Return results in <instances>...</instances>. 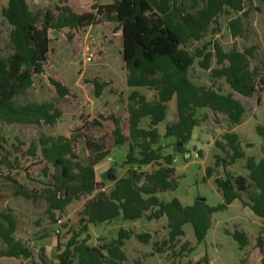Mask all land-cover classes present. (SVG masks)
Wrapping results in <instances>:
<instances>
[{"label":"trees","instance_id":"trees-1","mask_svg":"<svg viewBox=\"0 0 264 264\" xmlns=\"http://www.w3.org/2000/svg\"><path fill=\"white\" fill-rule=\"evenodd\" d=\"M7 1L2 15L11 31L9 54L0 55V119L36 126L55 122L58 113L51 105L32 103L18 107L16 98L24 96L44 75L52 51V32L80 33L95 25L100 18L116 24L120 30L122 59L128 73L127 87H144L156 92L152 101L133 92L127 99L124 114L98 116L83 124L82 129L90 127L103 131V138L99 141H91L83 135L86 149L93 155L87 165L76 161L71 143L63 137L40 139L22 157L7 154L0 140V167L23 172L27 181L39 184L41 188H29L14 178L6 179L18 188V196L33 201L44 199L48 205L47 213L53 220L72 202L88 198L78 219V227L72 230L71 239L57 256L58 264H123L126 256L122 247L129 237L125 230L119 231L116 241L102 248L88 246L91 225L110 223L119 218L155 221L166 217L168 239L163 247L170 250L185 236L184 227L188 224L193 227L196 241L199 244L204 242L212 227L213 215L227 210L235 202L249 208L264 221V155L259 161L247 157L235 133H226L223 142H216V147L225 154V158L215 156V167H222L225 176L215 181L223 197L222 204L210 207L197 200L192 206H184L178 199L165 203L158 197L175 191L178 186L175 157L163 155L159 147L163 136L158 127L165 122L168 104L173 99H176L178 121L166 126L165 137L183 144L188 143L198 126L196 113L199 109L222 115L232 125H240L243 121L246 108L233 94L223 95L212 87L196 86L190 81L189 70L196 57H203L200 65L209 70L213 55L202 51L195 56L186 47L189 42L202 40L213 24L218 25L220 17L231 12L248 17L243 0H201L203 7L188 14L184 22H177L167 15L170 0H159L158 12L152 9L148 0H117L110 5H104L102 0H57V15L33 12L26 0ZM229 28L234 37L240 36L242 19L232 20ZM213 47L217 61V68L212 70L213 79H224L233 92L245 98L264 91V78L257 82L258 70L251 68L254 48L242 53L235 50L225 53L218 43ZM50 84L61 97H69L62 83L50 78ZM95 87L97 96H100L104 86L95 82ZM146 119L149 124L143 128ZM256 132L264 143V124L257 126ZM124 146H129L124 161L129 169L107 193L95 180V168L105 159L114 158L115 149ZM240 160L246 161L247 177H233L228 171V167ZM148 166L154 169L150 172L142 170ZM211 173L208 168L206 177ZM39 174L44 180L37 178ZM16 231L17 223L12 214L0 212V239L6 246L0 250V258L30 257L24 245L16 240ZM233 238L241 249L248 244L244 234L234 233ZM136 239L149 244L151 235L138 234ZM258 247L264 253L260 238Z\"/></svg>","mask_w":264,"mask_h":264},{"label":"rangeland","instance_id":"rangeland-1","mask_svg":"<svg viewBox=\"0 0 264 264\" xmlns=\"http://www.w3.org/2000/svg\"><path fill=\"white\" fill-rule=\"evenodd\" d=\"M33 12L42 14L49 12L57 15L55 2L57 0H26ZM117 0H102L104 5L113 4ZM155 12L159 0H148ZM248 9V17L231 12L218 19V25L213 24L200 41L187 44L188 51L195 56L198 52L212 54L211 67L205 70L200 64L203 57H196L194 66L189 70V79L196 86L212 87L223 94H233L246 108V114L240 125L228 123L222 115H214L206 109L196 113L198 126L193 131L191 139L183 144L174 138H166V126L178 121L176 99L168 104L167 118L159 127L163 136L159 147L162 154H172L175 157V177L178 182L175 191L159 194L162 202L168 203L178 199L184 206H192L197 200L205 199L210 207L223 203V197L215 183L216 179L224 178L222 167H215V156L225 158V154L216 147V142H223L226 133L239 136L242 149L247 157L259 161L264 155V143L256 132L259 125L264 124V91L256 93L252 98H245L230 88L224 79H213L212 70L217 68L214 43H218L225 53L232 50L244 52L254 48L251 58V68L258 70V79L264 78V0H243ZM8 4L0 0V55L9 54V35L11 27L2 15ZM203 7L201 0H170L168 16L177 22H184L185 17ZM160 14V13H159ZM161 15V14H160ZM241 18L243 32L234 37L229 23ZM51 53L44 68L45 73L36 80L35 86L24 96L16 98L18 107L29 104L51 105L57 111V118L52 125L36 126L30 123H9L0 119V140L7 154L14 157L22 155L33 144L47 137L66 138L72 145L76 161L84 165L93 157L86 149L84 136L91 141L103 138L100 128L82 129L84 123L98 116L109 117L125 113L127 99L133 92H139L147 100L152 101L156 92L148 88H129L126 85L127 71L122 59V39L116 24L105 19L80 33L52 32ZM50 78L62 83L69 92V97H61L50 84ZM95 82L103 85L100 96H97ZM260 85L258 84V88ZM53 114V112H50ZM149 120L142 123L147 128ZM158 146H156L157 148ZM178 148L182 150L179 151ZM116 156L107 158L95 168V180L102 184L109 193L115 181L126 176L129 166L124 165L129 146L115 149ZM212 173L206 177V170ZM153 166L142 170L150 172ZM113 172L116 180L109 178ZM233 176H248L246 161L240 160L236 165L228 167ZM6 177L22 182L26 187H40L25 179L23 172H12L5 166L0 167V212L10 213L17 223L16 240L29 252L30 257L0 258V264H58L57 256L64 250V245L71 239V232L78 227L88 198L72 202L54 220L47 213V203L44 199L28 200L17 195L18 188ZM38 179L44 180L42 174ZM244 198L247 200L246 195ZM168 222L166 217L160 220L148 221L145 218L136 221H116L91 225V239L88 246L102 248L116 241L120 230L128 232L122 251L126 256L123 264H264V253L258 247V239L264 247V221L253 212L235 202L227 210L213 215L212 227L204 242L196 241L193 227H184L185 236L180 238L174 249L163 247L168 239ZM234 233L244 234L248 240L246 247L241 249L233 238ZM138 234H150L149 244L136 239ZM59 244L62 246L60 247ZM6 246L0 239V250ZM107 254L106 252H104Z\"/></svg>","mask_w":264,"mask_h":264},{"label":"water","instance_id":"water-1","mask_svg":"<svg viewBox=\"0 0 264 264\" xmlns=\"http://www.w3.org/2000/svg\"><path fill=\"white\" fill-rule=\"evenodd\" d=\"M109 178H110L111 180H116V179H117V176L111 171V172L109 173ZM199 201H203V202H205L206 200H205V199H200Z\"/></svg>","mask_w":264,"mask_h":264}]
</instances>
